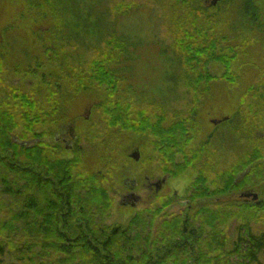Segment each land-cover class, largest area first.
<instances>
[{
  "label": "trees",
  "instance_id": "trees-1",
  "mask_svg": "<svg viewBox=\"0 0 264 264\" xmlns=\"http://www.w3.org/2000/svg\"><path fill=\"white\" fill-rule=\"evenodd\" d=\"M25 1L26 7L36 9L42 20H52L67 30L61 32L60 38L82 40L90 34L93 38L90 43L97 45L102 41L111 45L110 50L116 54L108 56L103 52L101 61L95 60L97 69L89 80L107 88L116 87L121 79L111 62L131 59L127 50L129 36L117 30L116 16L119 12L125 15L131 4L99 0L105 5L102 25L90 21V11L86 10L88 15L85 14L83 5L89 0ZM163 1L171 5L169 18L174 24L170 25V34L177 41L174 48L179 55L173 81L187 85L196 99L207 98L209 83L216 80L208 70L209 65L222 63L227 70L225 74L230 75L235 56L228 53L231 50L226 46L229 31L224 30L228 32L225 34L214 29L212 14L208 13L212 7L202 0ZM244 4L250 7L243 9L248 14V23L264 29L260 0H244ZM186 8L190 11L184 14ZM73 77L72 82L78 83L76 91L82 90L83 76ZM13 98L17 100L14 107L0 101V264L8 256L26 260L25 264H263L264 230L255 231L253 224L264 219V200L239 199L234 204L203 207L194 213L170 217L163 216L166 204L163 203L160 207L137 210L126 226L109 224L113 201L100 184L102 175L78 171L82 154L92 148L90 137L77 147L79 152L72 144L75 150L72 158L57 154L63 149L62 143L55 138L49 145L39 125L45 126L50 117L48 125L59 122L64 104L58 101L51 111L42 112L27 93H17ZM109 98L107 95L100 104ZM106 104L103 110L108 127L133 129L120 107L114 109L113 102ZM193 112L191 109L190 117L177 118L166 128L160 125L161 120L151 124L147 118L140 127L142 131L148 128V134L153 135V152L159 162L169 165L166 170L170 176L202 165L189 187L191 202L250 191L262 183L264 157L260 146L251 143L255 141L256 125L243 118L242 113L218 121L216 127L225 124L226 132L234 137L233 142L240 144L248 138L250 150L228 169L213 173L214 152L209 149L213 147L215 133L193 146L195 137L189 132ZM98 143L102 149L106 141L98 138ZM179 155L181 161H177ZM232 221L236 225L230 238L227 228ZM7 263L15 262L10 258Z\"/></svg>",
  "mask_w": 264,
  "mask_h": 264
},
{
  "label": "rangeland",
  "instance_id": "rangeland-1",
  "mask_svg": "<svg viewBox=\"0 0 264 264\" xmlns=\"http://www.w3.org/2000/svg\"><path fill=\"white\" fill-rule=\"evenodd\" d=\"M113 1L124 6L131 4L125 15L119 12L116 16L119 19L117 30L123 36H129L127 50L131 59L111 62L121 79L111 89L89 80L93 70L97 69L95 60L101 61L103 52L108 56L116 54L110 50L111 45L102 41L97 45L90 43L93 40L90 34L82 40L60 38L61 32L67 30H62L52 20H42L36 9L26 7L25 0H0V101L14 107L17 100L13 95L27 93L42 112L51 111L58 101L64 104L59 122L48 125L50 117L45 126L38 125L45 132L44 140L49 145L59 133L67 132L70 126L75 127L72 133L75 135L73 148L76 151L85 138L90 137L92 148L82 154L78 171L84 174L95 171L102 175L100 184L107 189L113 201L107 219L109 224L126 226L137 210L160 207L163 203H166L163 210L165 217L184 210L194 213L195 209L216 208L219 204L229 203L230 195H226L196 200L191 202L190 209L185 207L183 199H189V187L202 165L191 166L182 174L170 176L166 170L169 165L164 161L159 162L158 155L153 152V135L148 134V128L142 131L140 127L147 118L151 124L161 120L160 125L166 128L177 118L190 117L188 112L194 109L189 124V132L195 137L192 145L196 146L209 134L215 133L213 147L209 150L214 152L212 172L217 173L228 169L250 150L248 138L238 144L226 132L225 124L216 127L217 121L224 117L242 113L243 118L256 125L255 141L251 143L260 146L264 157V29L248 23V14L243 9L248 7L250 10V7L244 4V0H220L218 5H211V0H202L212 7L208 13L212 14L214 29L225 34L228 32L224 30L229 31L226 46L231 50L228 53L234 55L235 59L229 69L230 75L225 74L227 70L222 63L209 65L208 70L216 80L209 83L207 98L196 99L187 85L183 82L175 84L173 81L174 74L178 72L179 55L174 48L177 41L170 34V25L174 24L169 18L171 5L168 6L163 0H106ZM221 3L225 5L220 6ZM260 7L264 8V0H260ZM83 8L87 15L86 10L90 11L91 22L103 25L102 10L105 5L102 2L89 0ZM183 11L185 14L190 9ZM261 15L264 18L262 10ZM187 30L190 31L189 28ZM177 38L180 40V36ZM75 74L83 76L80 91H76L78 83L72 82ZM107 95H110L107 102H113L114 109L117 106L126 113L133 129L108 127L103 110L107 102L100 104ZM20 104L19 113L22 111ZM181 111L183 114L175 116ZM38 125L36 128H39ZM98 138L106 141L102 149ZM69 144V149L62 144L63 149L57 154L72 158L75 150L72 142L69 141ZM137 147H140V157L134 160L130 153ZM177 159L181 161L182 157L179 155ZM146 175L153 183L162 178L164 182H161L159 189L153 187L149 190L144 187ZM174 177L179 178L175 183L182 184L181 187L169 182ZM185 177L188 182L183 184ZM131 180L138 182L135 193L141 197L136 206L120 203L121 195L130 190L124 181L131 184ZM251 190L258 192L259 199L264 200V181ZM260 215L263 216V213ZM260 219L253 224L255 231L264 230V219ZM232 225L235 227L236 222H231L227 228L229 237L233 232ZM8 257L4 264H9L7 261L10 258H13L14 264L27 262L18 257ZM261 262L264 264V258Z\"/></svg>",
  "mask_w": 264,
  "mask_h": 264
},
{
  "label": "flooded vegetation",
  "instance_id": "flooded-vegetation-1",
  "mask_svg": "<svg viewBox=\"0 0 264 264\" xmlns=\"http://www.w3.org/2000/svg\"><path fill=\"white\" fill-rule=\"evenodd\" d=\"M72 125H73V123H72ZM75 128V127H74ZM72 126H70L69 127V130L66 132V131H62L61 133H59L55 138H56V140L59 142H61L62 144H64L65 146H68V145H70L69 144V141L70 142H72V144H73V140H74V138H75V135L72 133L73 132V130L75 131V129H74ZM140 148V147H139ZM139 148L137 147L136 149H138V151H139ZM135 149V150H136ZM145 182L146 183H144V187H147L149 190H152V188L153 187H155L156 189L155 190H157V187H156V185H155V183H153L152 181H151V179H150V177L148 176V175H146L145 176ZM134 181V183H133V187L132 188H130V190L127 192V193H123L122 195H121V199H120V203L121 204H130L131 206H136L138 203H139V201H140V199H141V197L140 196H138L136 193H135V188L138 186V182H136V180H133ZM159 181H161L162 182V184H163V182H164V178H162V179H160ZM124 183L127 185L128 184V182L127 181H124ZM160 188V187H159ZM158 188V189H159ZM252 191V190H251ZM254 191V190H253ZM256 194H257V196H258V199H259V194H258V192H256V191H254ZM239 199H241V200H249L248 198H243V197H240V193H236V194H231L230 196H229V198H228V202L229 203H231V202H238L239 201ZM176 200V199H175ZM219 200H215V202H218ZM257 201V200H256ZM183 204H184V206L185 207H187L188 209H190V206H191V199L189 198V199H183ZM180 213H186V211L184 210V211H181ZM188 213V212H187ZM232 224H233V221H232ZM232 228H233V232L231 231V236H233V233H234V226L232 225Z\"/></svg>",
  "mask_w": 264,
  "mask_h": 264
},
{
  "label": "water",
  "instance_id": "water-1",
  "mask_svg": "<svg viewBox=\"0 0 264 264\" xmlns=\"http://www.w3.org/2000/svg\"><path fill=\"white\" fill-rule=\"evenodd\" d=\"M218 1H220V0H211L209 3L211 5H216V3ZM130 157H132L134 160H138L139 157H140L138 149H136L133 152H131L130 153ZM133 183H134V181L131 180V184H127L129 186V188L133 187ZM155 185H156V187L158 189L161 186V181L155 182ZM240 197L248 198V199L253 200V201H256L258 199V196H257V194L254 191H243V192L240 193Z\"/></svg>",
  "mask_w": 264,
  "mask_h": 264
},
{
  "label": "clouds",
  "instance_id": "clouds-1",
  "mask_svg": "<svg viewBox=\"0 0 264 264\" xmlns=\"http://www.w3.org/2000/svg\"><path fill=\"white\" fill-rule=\"evenodd\" d=\"M177 179H179V178H178V177H174V178H172V180H170L169 182H170V183H173L175 187H181L182 184H176V183H175V181H176ZM187 182H188V181H187V178L185 177V178L183 179V184H186Z\"/></svg>",
  "mask_w": 264,
  "mask_h": 264
}]
</instances>
